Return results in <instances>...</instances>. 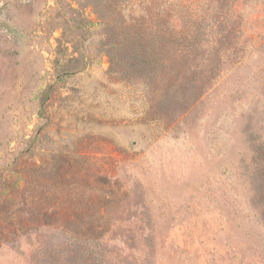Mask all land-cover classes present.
Masks as SVG:
<instances>
[{
    "label": "rangeland",
    "instance_id": "374dc122",
    "mask_svg": "<svg viewBox=\"0 0 264 264\" xmlns=\"http://www.w3.org/2000/svg\"><path fill=\"white\" fill-rule=\"evenodd\" d=\"M0 264H264V0H0Z\"/></svg>",
    "mask_w": 264,
    "mask_h": 264
}]
</instances>
